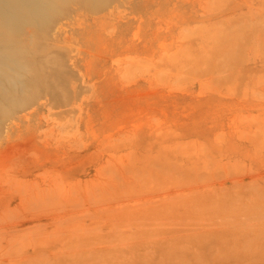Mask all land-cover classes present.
<instances>
[{
  "label": "rangeland",
  "instance_id": "1",
  "mask_svg": "<svg viewBox=\"0 0 264 264\" xmlns=\"http://www.w3.org/2000/svg\"><path fill=\"white\" fill-rule=\"evenodd\" d=\"M15 1L0 264H264V0Z\"/></svg>",
  "mask_w": 264,
  "mask_h": 264
},
{
  "label": "bare ground",
  "instance_id": "2",
  "mask_svg": "<svg viewBox=\"0 0 264 264\" xmlns=\"http://www.w3.org/2000/svg\"><path fill=\"white\" fill-rule=\"evenodd\" d=\"M23 1H24V0H23ZM6 2H7V1H6ZM34 2H35V1H34ZM55 2H56V0H55ZM1 3H2V2H1ZM7 3H8V2H7ZM10 3H11V2H10ZM22 3H23V2H22ZM30 3H32V2H30ZM36 3H37V2H36ZM63 3H64V2H63ZM8 4H9V3H8ZM20 4H21V3H20V0H17V1H15L14 3H12V5L14 6L15 9H16L18 6H20ZM23 4H24V3H23ZM15 5H16L17 7H16ZM5 6H6V5H5ZM9 7H10V6H9ZM21 7H23V6H21ZM30 7H31V6H30ZM6 8H7V6H6ZM23 8H24V7H23ZM25 8H26V7H25ZM25 8H24V10H26ZM17 10H18V8H17ZM20 10H21V9H20ZM4 11H5V10H4ZM22 11H23V10H22ZM26 11H28V10H26ZM31 11H32V10H31ZM34 11H35V10H34ZM1 12H2V9H1ZM23 12H24V11H23ZM15 13H16V12H15ZM19 13H20V12H19ZM19 13L17 12V15H18ZM28 13H29V15H31V12H29V11H28L27 13H25V15H27ZM1 15L3 16L2 13H1ZM2 16H1V17H2ZM8 16H10V15H8ZM20 16H21V14H20ZM18 17H19V15H18ZM21 17H22V16H21ZM21 17H19V18H21ZM34 17H35V16H34ZM4 18H6V17H4ZM7 19H9V17H8ZM15 19H17V18H15ZM25 20H26V19H25ZM29 20H30V19H29ZM19 21H20V20H19ZM22 21H23V20H22ZM4 22H5V21H4ZM9 30H10V29H9ZM11 32H12V31H11ZM17 32H18V31H17ZM8 59H9V58H8ZM13 60H14V59H13ZM10 61H11V59H10ZM21 63H22V62H21ZM23 65H24V64H23ZM32 71H33V70H32ZM32 74H33V73H32ZM18 77H19V76H18ZM41 80H42V79H41ZM12 103H13V102H12ZM13 106H14V105H13ZM148 166H149V164H148ZM155 166H156V165H155ZM153 169H154V168H153ZM145 171H146V170H145ZM169 171H170V170H169ZM165 172H166V171H165ZM110 175H111V174H110ZM110 175H109V176H110ZM171 175H172V174H171ZM105 176H106V175H105ZM111 178H112V176H111ZM48 179H49V178H48ZM115 179H116V178H115ZM20 180H21V179H20ZM20 180H19V181H20ZM106 180H107V179H106ZM102 181H103V180H102ZM154 181H155V180H154ZM100 182H101V181H100ZM100 182H99V183H100ZM232 182H233V181H232ZM21 183H22V182H21ZM142 183L144 184L145 182H142ZM150 183H151V182H150ZM47 184H48V183H47ZM233 184H234V183H233ZM104 185H105V184H104ZM159 185H160V184H159ZM208 185H209V184H208ZM107 186H108V185H107ZM137 186H138V185H137ZM178 186H179V185H178ZM50 187H51V186H50ZM102 187H103V186H102ZM104 187H106V186H104ZM104 187H103V188H104ZM144 187L147 188L146 185H145ZM151 187H152V186H151ZM47 188H48V187H47ZM110 188H111V186H110ZM137 188H138V187H137ZM153 188H154V187H153ZM261 188H262V187H261ZM98 189H99V188H98ZM149 189H150V188H149ZM179 189H180V188H179ZM190 189H191V188H190ZM41 190L43 191V189H41ZM54 190H55V189H54ZM99 190H101V188H100ZM106 190H107V189H106ZM187 190H188V189H187ZM48 191H49V190H48ZM51 191H52V190H51ZM101 191H102V190H101ZM101 191H100V193H101ZM107 191H109V190H107ZM125 191H126V190H125ZM92 192H93V191H92ZM94 192H95V191H94ZM123 192H124V191H123ZM131 192H132V191H131ZM141 192H142V191H140V193H141ZM179 192H180V191H179ZM48 193H49V192H48ZM55 193H56V192H55ZM55 193H54V194H55ZM98 193H99V192H98ZM104 193H106V192H104ZM142 193H143V192H142ZM54 194H53L52 196H54ZM95 194H96V193H95ZM111 194H112V193H111ZM116 194H117V193H116ZM121 194H122V193H121ZM126 194H127V193H126ZM143 194H145V193H143ZM154 194H155V192H154ZM168 194H169V193H168ZM179 194H180V193H179ZM19 195H21V194H19ZM42 195H43V194H42ZM42 195H41V196H42ZM48 195H49V194H48ZM50 195H51V194H50ZM50 195H49V196H50ZM56 195H57V193H56ZM67 195H68V194H66V196H67ZM97 195H98V194H97ZM101 195H102V194H101ZM101 195H100V196H101ZM104 195H105V194H104ZM112 195H113V194H112ZM118 195H120V194H118ZM131 195H132V194H131ZM134 195H135V194H134ZM137 195H139V193H138ZM141 195H142V194H141ZM141 195H140V196H141ZM149 195H150V194H149ZM225 195H226V194H225ZM25 196H26V195H25ZM32 196H33V195H32ZM52 196H51V197H52ZM113 196H116V195H113ZM150 196H152V195H150ZM194 196H195V195H194ZM44 197H45V195H44ZM57 197H58V196H57ZM69 197H70V195H69ZM98 197H99V196H98ZM104 197H105V196H104ZM106 197L108 198V196H106ZM110 197H111V196H110ZM146 197H147V196H146ZM146 197H144V199H145ZM155 197H156V196H155ZM172 197H174V195H173ZM179 197H181V196H179ZM21 198H22V195H21ZM39 198H40V197H39ZM45 198H46V197H45ZM49 198H50V197H49ZM53 198H54V197H53ZM70 198H72V197H70ZM73 198H74V197H73ZM93 198H94V196H93ZM107 198H105V199H106V200H105L106 202H107V200L109 201V199H107ZM116 198H117V197H116ZM119 198H120V197H119ZM141 198H142V197H141ZM30 199H31V198H30ZM32 199H33V198H32ZM43 199H44V198H43ZM63 199H64V198H62V196H61V198H59V203H60V202L62 203L63 201H60V200H63ZM65 199H66V198H65ZM79 199H80V198H79ZM101 199H102V198H101ZM101 199H100V200H101ZM136 199H137V198H136ZM146 199H147V198H146ZM39 200H40V199H39ZM44 200H45V199H44ZM44 200H43V201H44ZM52 200H54V199H52ZM55 200H56V199H55ZM67 200H70V199H67ZM72 200H74V199H72ZM80 200H81V199H80ZM112 200H114V199H112ZM115 200H116V199H115ZM125 200H126V199H125ZM148 200H149V197H148ZM151 200H152V199H151ZM166 200H168V199H166ZM174 200H175V199H174ZM20 201H21V200H20ZM25 201H26V199H25ZM27 201H28V200H27ZM29 201H32V200H29ZM35 201L37 202V199H36ZM90 201L93 202V201L91 200V198L89 199V202H90ZM105 201H103V203H104ZM153 201H154V200H153ZM192 201H193V200H192ZM22 202H23V201H22ZM32 202H33V201H32ZM38 202H39V201H38ZM56 202H57V201H56ZM84 202H85V201H84ZM114 202H115V201H114ZM116 202H117V201H116ZM143 202H144V201H143ZM150 202L153 203L152 201H150ZM150 202H149V203H150ZM154 202H155V201H154ZM156 202H157V201H156ZM160 202H162V201H160ZM19 203H20V202H19ZM25 203H26V202H25ZM25 203H23V204H25ZM28 203H29V202H28ZM61 203H60V204H61ZM64 203H65V201H64ZM67 203H69V202H67ZM72 203H73V202H72ZM125 203H126V202H125ZM136 203H137V202H136ZM163 203H164V202H163ZM23 204H22V205H23ZM38 204H39V203H38ZM51 204H53V203H51ZM60 204H58L59 207H62ZM73 204H74V203H73ZM73 204H71V201H70L69 205L72 206ZM89 204H90V203H89ZM92 204H94V203H92ZM104 204H105V203H104ZM106 204H107V203H106ZM106 204H105V205H106ZM108 204H109V203H108ZM108 204H107V205H108ZM145 204H146V203H145ZM172 204H173V203H172ZM179 204H180V203H179ZM36 205H37V204H36ZM48 205H49V204H48ZM86 205H87V204H86ZM96 205H97V204H96ZM96 205H95V206H96ZM98 205H99V204H98ZM107 205L105 206V208L107 207ZM111 205H112V204H111ZM153 205H154V204H153ZM156 205H157V204H156ZM177 205H178V204H177ZM177 205H176V206H177ZM183 205H184V204H183ZM186 205H187V204H186ZM66 206H68V204H66ZM76 206L78 207V205H76ZM99 206L101 207V205H99ZM99 206H98V207H99ZM108 206H110V204H109ZM120 206H121V205H120ZM133 206H134V205H132V207H133ZM167 206H168V205H167ZM26 207H27V206H26ZM69 207H70V206H69ZM69 207H68V208H69ZM73 207H75V205L72 206L71 208H73ZM80 207H81V204H80ZM86 207H87V206H86ZM181 207H182V206H181ZM183 207H185V206H183ZM42 208H43V207H42ZM42 208H41V209H42ZM54 208H55V207H54ZM68 208H67L66 210H68ZM71 208H69V209H71ZM81 208H82V207H81ZM102 208H103V207H102ZM178 208H179V206H178ZM187 208H188V205H187ZM43 209H45V208H43ZM76 209H77V208H76ZM79 209H80V208H79ZM96 209H97V208H96ZM118 209H119V207H118ZM118 209H117V210H118ZM120 209H121V208H120ZM126 209H128V208H126ZM194 209H195V208H194ZM53 210H54V209H53ZM62 210H63V209H62ZM62 210H61V211H62ZM72 210H74V208H73ZM86 210H87V209H86ZM97 210H99V209H97ZM105 210H106V209H105ZM145 210H146V209H145ZM195 210H196V209H195ZM81 211H82V210H81ZM84 211H85V210H84ZM87 211H88V210H87ZM87 211H86V212H87ZM99 211H100V210H99ZM99 211H98V212H99ZM115 211H116V209H115ZM118 211H120V210H118ZM146 211H147V210H146ZM45 212H46V211H45ZM47 212H48V210H47ZM54 212H56V211H54ZM67 212H68V211H67ZM69 212H71V211H69ZM76 212H77V211H76ZM111 212H112V211H111ZM48 213H49V212H48ZM96 213H97V212H96ZM194 213H195V212H194ZM64 214H65V213H64ZM67 214H69V213H67ZM72 214H73V213H72ZM78 214H79V213H78ZM107 214H109V213H107ZM200 214H201V213H200ZM48 215H49V214H48ZM76 215H77V214H76ZM87 215H88V214H87ZM97 215H98V214H97ZM103 215L106 216V213L103 214ZM111 215H112V213H111ZM111 215H110V216H111ZM197 215H198V214H197ZM70 216H71V214H70ZM74 216H75V215H73V217H74ZM78 216L81 217L80 215H78ZM116 216H117V215H116ZM195 216H196V215H195ZM24 217H25V216H24ZM84 217H85V216H84ZM118 217H119V216H118ZM183 217H184V216H183ZM197 217H198V216H197ZM56 218H57V217H56ZM81 218H82V217H81ZM121 218H124V217H121ZM175 218H176V217H175ZM198 218H199V217H198ZM200 218H201V217H200ZM257 218H258V217H257ZM259 218H260V217H259ZM23 219H24V218H23ZM28 219H29V218H28ZM78 219H80V218H78ZM78 219H77V217H76L75 221H76V220L78 221ZM88 219H89V218H87V221H88ZM102 219H103V218H102ZM124 219H125V218H124ZM59 220H60V219H59ZM69 220H70V219H69ZM72 220H74V219H72ZM84 220H85V218H84V219H80V221H84ZM112 220H113V219H112ZM155 220H156V219H155ZM173 220H174V219H173ZM178 220H179V219H178ZM180 220H181V219H180ZM183 220H184V219H183ZM188 220H189V219H188ZM27 221H28V220H27ZM56 221H57V220H56ZM70 221H71V220H70ZM97 221H98V220H97ZM190 221H191V220H190ZM223 221H224V220H223ZM88 222H89V221H88ZM108 222H109V221H108ZM135 222H137V221H135ZM139 222H140V221H139ZM148 222H149V221H148ZM152 222H153V221H152ZM170 222H171V221H170ZM179 222H180V221H179ZM179 222H176V223H179ZM181 222H182V221H181ZM184 222H185V221H184ZM195 222H196V221H195ZM195 222H194V223H195ZM50 223H51V221H50ZM53 223H54V222H53ZM62 223H63V222H62ZM72 223H74V221H73ZM186 223H188V222H186ZM189 223H190V222H189ZM210 223H211V222H210ZM262 223H263V222H262ZM15 224H16V223H15ZM46 224H47V223H46ZM195 224H196V223H195ZM205 224H206V223H205ZM39 225H40V224H39ZM55 225H56V224H55ZM66 225H68V224H66ZM89 225H90V224H89ZM92 225H93V223H92ZM258 225H259V224H258ZM44 226H45V225H42V226H40V228H42V227H44ZM50 226H51V224H50ZM58 226H59V225H58ZM108 226H109V225H108ZM112 226H113V225H112ZM60 227H61V226H60ZM60 227H58V228L60 229ZM146 227H147V226H146ZM189 227H190V226H189ZM218 227H219V226H218ZM4 228H5V227H4ZM110 228H111V227H110ZM128 228H129V227H128ZM132 228H133V227H132ZM150 228H151V227H150ZM209 228H211V227L209 226ZM219 228H220V227H219ZM254 228H255V227H254ZM68 229H69V228H68ZM71 229H72V228H71ZM71 229H70V232H71ZM80 229H82V228H80ZM86 229H87V228H86ZM113 229H114V228H113ZM147 229H148V228H147ZM185 229H186V228H185ZM211 229H212V228H211ZM211 229H209V230L211 231ZM214 229H215V228H214ZM42 230H43V229H42ZM44 230H45V229H44ZM74 230H75V229H74ZM74 230H73V232H74ZM76 230H77V229H76ZM76 230H75V232H76ZM128 230H129V229H128ZM137 230H138V229H137ZM151 230H152V229H151ZM181 230H182V229H181ZM212 230H213V229H212ZM143 231H144V230H143ZM148 231H149V230H148ZM191 231H193V230H191ZM256 231H257V230H256ZM57 232H58V231H57ZM57 232H56V234H57ZM67 232H68V231H67ZM75 232H74V233H75ZM82 232H83V231H82ZM113 232H114V231H113ZM155 232H156V231H154V233H155ZM184 232H185V231H184ZM203 232H204V231H203ZM203 232H202V233H203ZM220 232H221V231H220ZM46 233H47V232H46ZM60 233H61V230H60ZM60 233H59V234H60ZM89 233H90V232H89ZM152 233H153V232H152ZM190 233H191V232H190ZM217 233H218V232H217ZM13 234H14V233H13ZM13 234H12V235H13ZM90 234H91V233H90ZM187 234H189V233H187ZM61 235H62V234H61ZM91 235H92V234H91ZM156 235H157V233H156ZM183 235H184V234H183ZM49 236H50V235H49ZM56 236H57V235H56ZM59 236H60V235H59ZM76 236H77V235H76ZM152 236H153V235H152ZM263 236H264V234H263ZM72 237H73V236H72ZM146 237H147V236H146ZM149 237H150V236H149ZM156 237H157V236H156ZM39 238H40V237H39ZM43 238H44V237H43ZM110 238H111V237H110ZM153 238H154V237H153ZM157 238H158V237H157ZM221 238H222V237H221ZM10 239H11V238H10ZM61 239H62V238H61ZM141 239H142V238H141ZM150 239L152 240V237H151ZM215 239H216V237H215ZM258 239H259V238H258ZM263 239H264V238H263ZM12 240H13V239H12ZM55 240H56V239H55ZM55 240H54V241H55ZM57 240H58V239H57ZM219 240H220V239H219ZM49 241H50V240H49ZM54 241H53V242H54ZM72 241H73V240H72ZM144 241H145V240H144ZM144 241H143V242H144ZM147 241H148V240H147ZM156 241H157V240H156ZM220 241H221V240H220ZM255 241H256V239H255ZM258 241H259V240H258ZM258 241H256V242H258ZM8 242L11 243V240H10V241L7 240V243H8ZM47 242H48V241H47ZM148 242H149V241H148ZM153 242H154V241H153ZM157 242H158V241H157ZM155 243H156V242H154V244H155ZM15 244H16V242H14V245H15ZM32 244H33V243H32ZM41 244H42V243H41ZM147 244H148V243H147ZM150 244H152V243H150ZM150 244H149V245H150ZM156 244H157V243H156ZM156 244H155V245H156ZM9 245H10V244H9ZM12 245H13V243H12ZM12 245H11V246H12ZM16 245H17V244H16ZM16 245H15V246H16ZM77 245H78V244H77ZM84 245H85V244H84ZM106 245H107V244H106ZM116 245H117V244H116ZM145 245H146V244H145ZM157 245H158V244H157ZM28 246H29V245H27V247H28ZM139 246H140V245H139ZM261 246H262V244H261ZM263 246H264V244H263ZM4 247H5V246H4ZM32 247H33V246H32ZM36 247H37V246H36ZM51 247H52V245H51ZM76 247H77V246H76ZM93 247H94V246H93ZM153 247H154V246H153ZM153 247H152V248H153ZM5 248H6V247H5ZM37 248H38V247H37ZM41 248H43V247H41ZM62 248H63V247H62ZM104 248H105V247H104ZM157 248H158V247H157ZM11 249H13V248H11ZM23 249H24V248H23ZM49 249H50V248H49ZM75 249H77V248H75ZM90 249H93V248L91 247ZM113 249H115V248H113ZM148 249H150V248H148ZM153 249H154V248H153ZM44 251H45V250H44ZM58 251H59V250H58ZM67 251H68V250H67ZM72 251H73V249H72ZM76 251H77V250H76ZM21 253H22V252H21ZM116 253H117V252H116ZM121 253H122V252H121ZM152 253H153V252H152ZM10 254H11V253H10ZM10 254H9V256H10ZM24 255H25V254H24ZM38 255H39V254H38ZM69 255H70V254H69ZM36 256H37V255H36ZM36 256H35V257H36ZM65 256H66V255H65ZM33 257H34V256H33ZM39 257H40V256H39ZM29 258H30V257H29ZM98 258H99V257H98ZM11 259H12V258H10V260H11ZM15 259H16V258H15ZM21 259H22V258H21ZM24 259H26V258H24ZM27 259H28V257H27ZM27 259H26V261H27ZM12 260H13V259H12ZM23 261H24V260H23ZM116 261H117V260H116ZM12 262H13V261H12ZM37 262H38V260H37ZM39 262H40V261H39ZM122 262H123V261H122ZM8 264H9V263H8ZM36 264H37V263H36ZM38 264H39V263H38ZM96 264H97V263H96Z\"/></svg>",
  "mask_w": 264,
  "mask_h": 264
}]
</instances>
